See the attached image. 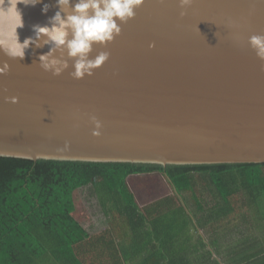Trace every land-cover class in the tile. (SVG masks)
I'll return each instance as SVG.
<instances>
[{
    "label": "water",
    "instance_id": "95a60500",
    "mask_svg": "<svg viewBox=\"0 0 264 264\" xmlns=\"http://www.w3.org/2000/svg\"><path fill=\"white\" fill-rule=\"evenodd\" d=\"M75 0H73V3ZM44 4L50 5L43 14ZM7 5V0H5ZM22 43L58 10L56 0L17 3ZM144 0L120 35L94 45L109 59L74 79L44 71L39 55L0 52V157L31 161L167 165L264 164V60L248 38L264 35V0ZM14 13L0 18L12 35ZM18 97L11 103L5 97ZM102 123L93 136L90 117Z\"/></svg>",
    "mask_w": 264,
    "mask_h": 264
},
{
    "label": "trees",
    "instance_id": "16d2710c",
    "mask_svg": "<svg viewBox=\"0 0 264 264\" xmlns=\"http://www.w3.org/2000/svg\"><path fill=\"white\" fill-rule=\"evenodd\" d=\"M152 173L166 178L176 198L193 188V175L206 174L218 218L233 210L232 199L238 197L244 211L239 218L263 230L256 189L264 191V164L162 166L0 157V264H83L76 249L91 237L73 216L74 192L88 185L102 186L103 194L116 203L118 216L126 219L134 255L146 254L138 264H219L201 239L194 243L190 229L195 218L186 200L178 198L176 205L166 198L143 208L137 203L127 179ZM208 213L201 220L205 225L213 218ZM248 264H264V254Z\"/></svg>",
    "mask_w": 264,
    "mask_h": 264
},
{
    "label": "clouds",
    "instance_id": "9594fccd",
    "mask_svg": "<svg viewBox=\"0 0 264 264\" xmlns=\"http://www.w3.org/2000/svg\"><path fill=\"white\" fill-rule=\"evenodd\" d=\"M41 0H0V18L11 12L18 18V23L12 35L0 32V52L11 59H23L25 50L30 45L42 47L50 45L47 53L39 55V65L44 71L59 76L69 68L68 61H73L74 69L70 75L74 79H82L85 75L91 76L95 69L101 67L108 59L109 53L100 51L95 57L91 56L94 45L106 46L122 29L120 24L126 23L135 17V9L139 8L144 0H56L58 10L49 17L45 25H33L34 35L26 37L21 43L17 28L23 27L22 14L17 9V3L25 6H35ZM194 0H179L182 9L180 15H186ZM50 5L44 4L43 14L49 11ZM250 47L257 57L264 60V35H252L248 38ZM10 69L7 61L0 66V75ZM18 97H5L11 103H18ZM94 125L93 136L101 135L102 123L96 116L90 117Z\"/></svg>",
    "mask_w": 264,
    "mask_h": 264
},
{
    "label": "rangeland",
    "instance_id": "374dc122",
    "mask_svg": "<svg viewBox=\"0 0 264 264\" xmlns=\"http://www.w3.org/2000/svg\"><path fill=\"white\" fill-rule=\"evenodd\" d=\"M128 185L135 194L136 201L141 208L150 206L154 202L159 201L158 199L161 197L158 196L159 193L166 195L165 192L167 190L169 191L167 193L170 194L168 198L174 199L175 204H178L172 187L161 174L130 176L128 178ZM192 185V189L190 188L187 191H182L181 198L186 200L188 211H191V215L196 219H193V227L197 229L195 224L202 220V218H198V215L203 213L197 209L198 206L196 204L198 202L200 206L202 205L203 210H205V215H207L208 210L213 214L211 222L206 225L204 223L201 225V231L206 237L207 234L212 235V233L215 235L230 236L232 232V236H234L236 240L241 239V236H245L246 239H248L247 236H251L252 233L255 235V239L257 238V231L255 229L247 230L243 227L245 226V224H243L244 221L241 223L239 220V217L243 215L244 211L240 209L237 204L238 197L232 199V202H234L232 207L233 210L225 216L220 214L218 218V210L215 209L216 201L213 200V196L209 190L206 174L204 175V173H201L193 175ZM102 191V186L95 188L92 185H88L74 192L75 211L73 216L88 232L92 242L91 247L82 244L81 248L76 249V254L83 264H114V262H117V264H124L123 261H115L113 259V245L112 247H109L111 245L104 246L103 242L104 240L110 241L115 239H119L121 242L122 239V244H119V247L122 248L123 253H129L131 245L125 244L130 241V239L126 238V236L130 237L126 219H121L118 216L116 203L113 202L108 195L103 194ZM256 195L259 199L260 209L264 214V191L262 189H256ZM165 200L169 199L165 198ZM250 225L252 226L251 223ZM190 231H193V229L191 228ZM98 243H100V245H98ZM122 257L124 260L126 259V256ZM126 262L132 264L130 260Z\"/></svg>",
    "mask_w": 264,
    "mask_h": 264
},
{
    "label": "crops",
    "instance_id": "0c3cea01",
    "mask_svg": "<svg viewBox=\"0 0 264 264\" xmlns=\"http://www.w3.org/2000/svg\"><path fill=\"white\" fill-rule=\"evenodd\" d=\"M204 215H205L204 213H201L200 215H198V218H203ZM239 220L241 221V223H243L242 219L239 218ZM227 221H224V222H227ZM247 223L248 221H246V223H243L245 224V226L243 227L246 228L247 230H250L252 228L257 230L256 239L255 237L252 239L250 237H247L248 239H246L245 236L244 237L241 236L240 237L241 239L236 240L235 237L232 236L233 235L232 232L230 233V236L215 235L214 233H212V235L207 234V237H206L204 233L201 231L202 229L201 225L203 224L201 222L200 224L196 225L197 229L195 227H192L193 231H191V234H193L194 236V243H197L199 239H201L202 243L206 247L205 251H208L211 255V258L215 260L217 263L219 264H228V263L248 264V262L250 263L253 260L258 259L260 256L264 254V228L263 230L260 231L258 228L259 226L255 225V223H252V226ZM82 244H85L91 247L92 243H91V240H89ZM119 244H122V239H121V242L119 241V239L110 240V241L104 240L103 242L104 246L113 245L114 253L112 254V257L114 260H117V261L120 260V261L126 262L127 260H124L122 256H129V260L132 262V264H138V262L146 255V254H143L142 256H135L132 251V244L130 243V241L125 243V244L131 245L130 252L125 254L122 252V248L119 247ZM98 245H100V243H98ZM198 255H200V253L195 254L194 257L195 256L197 257Z\"/></svg>",
    "mask_w": 264,
    "mask_h": 264
},
{
    "label": "flooded vegetation",
    "instance_id": "af4514ba",
    "mask_svg": "<svg viewBox=\"0 0 264 264\" xmlns=\"http://www.w3.org/2000/svg\"><path fill=\"white\" fill-rule=\"evenodd\" d=\"M152 174H158V173H152ZM152 174H146V175H144V176H149V175H152ZM158 175H160V174H158ZM133 176H135V175H133ZM137 176H143V175H137ZM161 176H163V175H161ZM128 180V179H127ZM168 182V181H167ZM173 189V188H172ZM167 190V189H166ZM173 191H174V189H173ZM167 192H169L168 190L165 192L166 193V195L165 194H161V193H159V195L158 196H161L158 200H161V199H165V198H168L169 196H170V194H168ZM174 194H176L177 195V193L174 191ZM175 195V196H176ZM178 198L180 199V201H181V193L180 194H178ZM177 198V199H178Z\"/></svg>",
    "mask_w": 264,
    "mask_h": 264
}]
</instances>
